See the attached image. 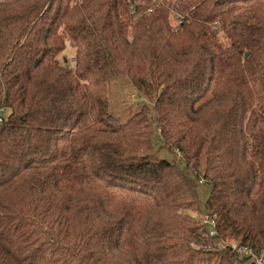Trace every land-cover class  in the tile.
Here are the masks:
<instances>
[{
	"label": "trees",
	"instance_id": "16d2710c",
	"mask_svg": "<svg viewBox=\"0 0 264 264\" xmlns=\"http://www.w3.org/2000/svg\"><path fill=\"white\" fill-rule=\"evenodd\" d=\"M121 77L152 104L125 122ZM0 118V264L264 246V0H0Z\"/></svg>",
	"mask_w": 264,
	"mask_h": 264
},
{
	"label": "rangeland",
	"instance_id": "374dc122",
	"mask_svg": "<svg viewBox=\"0 0 264 264\" xmlns=\"http://www.w3.org/2000/svg\"><path fill=\"white\" fill-rule=\"evenodd\" d=\"M173 24L179 26V18L177 16L173 18ZM221 38L223 39L222 36ZM67 49L68 50L64 54L65 57L68 58V61L71 62L75 50L70 47ZM70 64L72 66V63ZM108 94L110 95V110L120 122L127 121L130 117L136 114L137 111L142 109L144 104L149 105L150 107L152 106L151 101L143 93H140L133 86L130 78L127 77H121L120 79L113 81L108 88ZM157 144L158 147L161 146L159 143ZM159 155L173 159V156L168 154L165 149H161ZM199 189L201 194L200 200L204 206L210 194L211 186L205 185L204 182H201L199 183ZM190 213L194 215L200 212L191 210Z\"/></svg>",
	"mask_w": 264,
	"mask_h": 264
},
{
	"label": "built area",
	"instance_id": "2783aa9c",
	"mask_svg": "<svg viewBox=\"0 0 264 264\" xmlns=\"http://www.w3.org/2000/svg\"><path fill=\"white\" fill-rule=\"evenodd\" d=\"M1 121V118H0ZM193 216L199 218L203 223L211 224L215 227V222L211 221L210 216L203 214L202 216L194 214ZM211 236L216 234L214 228L211 230ZM226 245L231 246L234 251L237 252V256L243 262V264H264V246L259 250H255L253 247L239 245L237 240L228 241Z\"/></svg>",
	"mask_w": 264,
	"mask_h": 264
},
{
	"label": "water",
	"instance_id": "95a60500",
	"mask_svg": "<svg viewBox=\"0 0 264 264\" xmlns=\"http://www.w3.org/2000/svg\"><path fill=\"white\" fill-rule=\"evenodd\" d=\"M247 55V54H246Z\"/></svg>",
	"mask_w": 264,
	"mask_h": 264
}]
</instances>
